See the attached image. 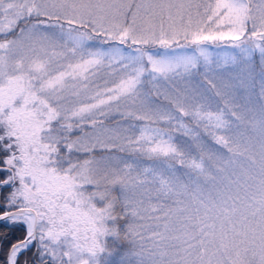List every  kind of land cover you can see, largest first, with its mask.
I'll list each match as a JSON object with an SVG mask.
<instances>
[{
	"label": "snow or ice",
	"instance_id": "snow-or-ice-1",
	"mask_svg": "<svg viewBox=\"0 0 264 264\" xmlns=\"http://www.w3.org/2000/svg\"><path fill=\"white\" fill-rule=\"evenodd\" d=\"M0 264H264V0H0Z\"/></svg>",
	"mask_w": 264,
	"mask_h": 264
}]
</instances>
